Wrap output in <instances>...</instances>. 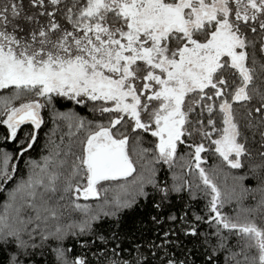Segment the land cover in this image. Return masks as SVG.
<instances>
[{"label": "snow or ice", "instance_id": "6c2138e0", "mask_svg": "<svg viewBox=\"0 0 264 264\" xmlns=\"http://www.w3.org/2000/svg\"><path fill=\"white\" fill-rule=\"evenodd\" d=\"M0 125V264H264V0H0Z\"/></svg>", "mask_w": 264, "mask_h": 264}, {"label": "trees", "instance_id": "16d2710c", "mask_svg": "<svg viewBox=\"0 0 264 264\" xmlns=\"http://www.w3.org/2000/svg\"><path fill=\"white\" fill-rule=\"evenodd\" d=\"M64 107H65L64 105H61V110H64ZM67 107H71V105H67ZM77 111H79L81 113V115H86V116L91 117V114H90L89 110L85 109L83 106H77ZM50 127H51V122L46 120V126L42 125L41 137L39 139H42V133L44 131H47V129L50 128ZM3 130H4V126L0 125V132H2ZM148 135L150 136L151 134H148ZM245 183L246 184H252L253 186H255L256 182H255L254 178L249 177V178H247L245 180ZM2 195L3 194H0V198H2ZM141 211H144V210H141Z\"/></svg>", "mask_w": 264, "mask_h": 264}]
</instances>
